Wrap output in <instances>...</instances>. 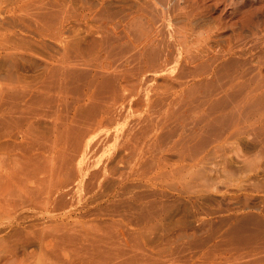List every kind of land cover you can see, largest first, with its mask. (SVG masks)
Here are the masks:
<instances>
[{
  "label": "rangeland",
  "instance_id": "374dc122",
  "mask_svg": "<svg viewBox=\"0 0 264 264\" xmlns=\"http://www.w3.org/2000/svg\"><path fill=\"white\" fill-rule=\"evenodd\" d=\"M0 264H264V0H0Z\"/></svg>",
  "mask_w": 264,
  "mask_h": 264
},
{
  "label": "bare ground",
  "instance_id": "6f19581e",
  "mask_svg": "<svg viewBox=\"0 0 264 264\" xmlns=\"http://www.w3.org/2000/svg\"><path fill=\"white\" fill-rule=\"evenodd\" d=\"M165 1H166V0H165ZM167 1H168V0H167ZM261 1H262V0H261ZM243 2H244V1H243ZM174 4H175V3H174ZM177 4H179V3H177ZM183 4H184V2H183ZM187 5H188V4H187ZM92 6H93V5H92ZM167 6H168V5H167ZM167 6H166V7H167ZM170 6H171V5H170ZM170 6H169V7H170ZM184 6H185V5H184ZM93 7H94V6H93ZM179 7H181V6H179ZM174 8H176V7H174ZM174 8L171 7L170 10H172V9L175 10ZM134 9H135V8H134ZM166 9H167V8H166ZM185 9H186V8H185ZM164 10H165V7H164ZM164 10H163V12H166V11H164ZM179 10H180V9H179ZM179 10H178V12H179ZM91 11L94 12L95 10H91ZM91 11L89 10V13H90ZM96 11H97V10H96ZM142 11H143V10L141 9V7H138V8H137V10L135 11V12H136V15H135L136 18H137L138 16H140V15L143 13ZM188 11H189V10H188ZM84 12H85V11H84ZM168 12H169V11H168ZM171 12H172V11H171ZM178 12H177V13H178ZM181 12H182L183 14H185V13H184L185 11H184V12L181 11ZM190 12H191V11L187 12V15H188V13H190ZM81 13H82V12H81ZM89 13H88V14H89ZM94 13H95V12H94ZM94 13H93V14H94ZM96 13H97V12H96ZM91 14H92V12H91ZM93 14H92V17H93ZM152 14H153V13H152ZM169 14H170V13H169ZM175 14H176V13H175ZM175 14H174V16H175ZM179 14H180V13H179ZM97 15H98V14H97ZM153 15H154V14H153ZM153 15H152V16H153ZM163 15H164V14H163ZM177 15H178V14H177ZM187 15L185 16L186 19H187V24H186L185 20H184V24H183V25H186L187 27H186V26H183V25L179 26L180 24L178 25L179 28H178V27H177V28L175 27L176 29H178V30H177L178 35L174 37V38H175L174 40H175L176 44L179 45V48H181L182 50L185 49V48H186L187 50H188V49H189V50L191 49V48L189 47V46H190L189 43H190L191 41L189 42V39H188V38H190V35H192V34L194 35V34H197V33H198L199 36H200V34L202 35V33H204V31H202L203 29H202V30H198L197 28H195V26L193 27L190 23H188L189 20H188V18H187V17H188ZM82 16H84V18H85V17H86V14H85V15L82 14ZM82 16H81V17H82ZM87 16H89V15H87ZM90 16H91V15H90ZM94 16H96V15H94ZM166 16H167V15H166ZM166 16H165V17H166ZM170 16H171V15H170ZM179 16H180V15H179ZM179 16H178V17H179ZM183 17H184V16H183ZM183 17H181V18H183ZM190 17H191V16H190ZM190 17H189V18H190ZM196 17H197V16H196ZM90 18H91V17H89L88 19H90ZM95 18H96V17H95ZM136 18H135V17H132V19L129 20V21H130V24H131V22H133L132 24L135 23V24L138 25V26H136V25H135V26H136V27H139V28H136V27L134 26L135 28L133 29V31H134L135 29H137L136 31H142V29H141L142 27L140 26V23H141V22L138 23ZM176 18H177V17H176ZM181 18H180V19H181ZM194 18H195V16H194ZM194 18H193V19H194ZM107 19H108V17H107ZM139 19H140V18H139ZM151 19H153V17H152ZM154 19H155V18H154ZM154 19H153V21H156V20H154ZM168 19H169V18H168ZM177 19H178V18H177ZM184 19H185V18H184ZM218 19H219V18H218ZM94 20H95V19H94ZM147 20H148V24H150L151 22L149 21V18H148ZM171 20H172V19H171ZM181 20H182V19H181ZM90 21H91V19H90ZM90 21L88 20V22H90ZM161 21H162V20H161ZM168 21H169V20H168ZM174 21H175V20H174ZM176 21H177V20H176ZM79 22H80V21H79ZM115 22H116V21H115ZM179 22H180V21H179ZM181 22H182V21H181ZM190 22H191V21H190ZM192 22H193V21H192ZM196 22H197V21H196ZM59 23H60V21H59ZM90 23H91V22H90ZM92 23H93V21H92ZM92 23H91V24H92ZM100 23H101V22H100ZM105 23H106V22H105ZM105 23H104V24H105ZM117 23H118V21H117ZM117 23H116V24H117ZM127 23H129V22L127 21L125 24H127ZM146 23H147V22H146ZM171 23H172V21H171ZM173 23H174V22H173ZM69 24H70V23H69ZM113 24H114V23H113ZM116 24H115V26H116ZM132 24H131V25H132ZM148 24H147V25H148ZM156 24H157V23H156ZM156 24H155V25H156ZM181 24H182V23H181ZM192 24H193V23H192ZM195 24H196V23H195ZM202 24H203V23H202ZM209 24H210V23H209ZM212 24H213V23H212ZM95 25H96V24H95ZM102 25H103V23H102ZM102 25H100L101 27H100L99 25H97V26H99L100 29H101V28L103 27ZM127 25H128V24H127ZM151 25H152V26H151ZM151 25H150L149 27L153 28V25H154L153 22H152ZM170 25H171V24H170ZM175 25H176V24H175ZM129 26H130V25H129ZM156 26H157V25H156ZM171 26H172V25H171ZM176 26H177V25H176ZM199 26H200V25H199ZM201 26H202V25H201ZM217 26H218V25H217ZM68 27H69V26H68ZM99 27H98V28H99ZM124 27H126V26L124 25ZM132 27H133V25L131 26V28H129L130 31H129V29L126 30V32H127V33L125 32V34H127L126 36H130L129 34H130L131 31H132V30H131ZM154 27H155V26H154ZM213 27H214V26H213ZM56 28H57V27H56ZM58 28H59V27H58ZM77 28H78V27H76V29H77ZM79 28H80V27H79ZM94 28H95V27H94ZM103 28H104V27H103ZM116 28H117V27H116ZM126 28H128V27H126ZM193 28H195L196 30H194ZM199 28H200V27H199ZM202 28H203V27H202ZM214 28H215V27H214ZM59 29H60V28H59ZM92 29H93V28H92ZM140 29H141V30H140ZM200 29H201V28H200ZM204 29H205V28H204ZM107 30H108V29H107ZM111 30H112V29H111ZM111 30H110V31H111ZM116 30H117V29H116ZM153 30L155 31L156 29L153 28L152 31H153ZM211 30H212V29H211ZM211 30H210V31H211ZM56 31H57V30H56ZM58 31H59V30H58ZM79 31H80V30H79ZM108 31H109V30H108ZM113 31H114V30H113ZM128 31H129V34H128ZM133 31H132V32H133ZM154 31H153V32H154ZM210 31H209V32H210ZM212 31H214V30H212ZM212 31H211V32H212ZM92 32H93V31H92ZM116 32H117V31H116ZM134 32H135V31H134ZM159 32H160V30H159ZM175 32H176V31H175ZM200 32H201V33H200ZM209 32L207 31V32H205V33L208 34ZM76 33H77V32H76ZM136 33H139V32H135V34H136ZM168 33H169V32H168ZM205 33H204V35H205ZM58 34H59V32H58ZM58 34H57V35H58ZM60 34H61V31H60ZM60 34H59L58 36H61ZM100 34L102 35V33H100ZM141 34L143 35V33H141ZM153 34H155V33H152V32H151V29H150V33H146V34H145V36H146V35L148 36V37H145L147 42L141 40V42H139V43H140L141 45H143V46H140V45H138V46H139L140 48H141V47L144 48V46L147 45L146 43L149 44L150 41H151V44H153V41L155 40L154 37L157 36V35L155 34V36L152 37ZM169 34H170V33H169ZM176 34H177V33H175V35H176ZM209 34H210V33H209ZM212 34H213V33H212ZM72 35H73V34H72ZM68 36H69V35H68ZM109 36H110V35H109ZM120 36H121V35H120ZM133 36H134V35H133ZM136 36H138V34H136ZM139 36H140V33H139ZM139 36H138V37H139ZM162 36H163V35H162ZM172 36H173V35H172ZM194 36L196 37V35H194ZM208 36H209V35H206V37H208ZM217 36H218V35H217ZM200 37H201V36H200ZM203 37H204V36H203ZM203 37H202V38H203ZM209 37H210V36H209ZM218 37H219V36H218ZM56 38H58V37H56ZM59 38H60V37H59ZM62 38H63V37H62ZM93 38H94V36H93ZM139 38H144V36H143V37L140 36ZM145 38H144V40H145ZM162 38H163V37H162ZM191 38H192V37H191ZM196 38H197V37H196ZM60 39H61V38H60ZM72 39H73V38H72ZM95 39H96V38H95ZM105 39H106V38H105ZM110 39H112V38H110ZM110 39H109V40H110ZM136 39H137V38H136ZM169 39H170V38H169ZM56 40H57V39H56ZM69 40H70V39H69ZM96 40H97V39H96ZM100 40H101V39H100ZM122 40H123V39H122ZM125 40H126V39H125ZM137 40H138V39H137ZM139 40H140V39H139ZM172 40H173V39H172ZM172 40H171V41H172ZM191 40L193 41V39H191ZM196 40H197V39H196ZM204 40H205V38H204ZM135 41H136V40H135ZM200 41H201V40H200ZM208 41H209V40H208ZM60 42H61V41H60ZM74 42H75V41H74ZM156 42H158V41H156ZM194 42H195V41H194ZM210 42H211V40H210ZM134 43H135V42H134ZM136 43L139 44L137 41H136ZM166 43H167V42H166ZM195 43H197V42H195ZM205 43H206V42H205ZM86 44H87V43H86ZM116 44H117V43H116ZM172 44H173V46L176 45L174 42H173ZM172 44H171V45H172ZM198 44H199V43H198ZM200 44H201V43H200ZM210 44H211V43H210ZM221 44H222V43H221ZM96 45H97V44H96ZM120 45H121V43H120ZM122 45H123V44H122ZM168 45H169V44H168ZM207 45H208V44H207ZM89 46H90V45H89ZM114 46H115V45H114ZM138 46H136V47H138ZM198 46H199V45H198ZM209 46H210V45H209ZM131 47H132V46H131ZM146 47H147V46H146ZM150 47H151V46H150ZM166 47H167V46H166ZM174 47H176V46H174ZM194 47H195V46H194ZM93 48H94V47H93ZM96 48H97V47H96ZM103 48H104V47H103ZM107 48H108V47H107ZM115 48H116V47H115ZM167 48H168V47H167ZM78 49H79V48H78ZM104 49L106 50V48H104ZM137 49H138V48H137ZM157 49H158V48H157ZM163 49H164V48H163ZM163 49H162V50H163ZM171 49H172V48H171ZM186 49H185V50H186ZM196 49H197V48H196ZM202 49H203V48H202ZM65 50H66V49H65ZM88 50H89V49H88ZM132 50H133V49H132ZM132 50H130V51H132ZM139 50H142V49H139ZM177 50H178V48H177ZM197 50H198V49H197ZM204 50H206V49H204ZM204 50H203V51H204ZM103 51H104V50H103ZM106 51H107V50H106ZM112 51H113V50H112ZM115 51H116V50H115ZM128 51H129V50H128ZM137 51H138V50H137ZM158 51H159V50H158ZM160 51H161V50H160ZM170 51H171V50H170ZM179 51H180V50H179ZM63 52H64V51H63ZM83 52H84V51H83ZM110 52H111V50H110ZM110 52H109V53H110ZM145 52H146V51H145ZM148 52H149V51H148ZM155 52H156V51H155ZM162 52H163V51H162ZM190 52H191V51H190ZM196 52H197V51H196ZM102 53H103V52H102ZM102 53L100 52L99 55H98L97 57L95 56L96 58L94 57V58H95V61L97 62V65H100L101 67H103V66L106 67V66H107V68L104 67L105 69L112 68V67H110V66L112 65V62H111L112 59L109 60L110 57H108V51H107L106 54H104V53L102 54ZM133 53H134V52H133ZM164 53H165V52H164ZM185 53H186V52H185ZM111 54H113V53H111ZM121 54H122V53H121ZM140 54H141V53H140ZM146 54H147V53H146ZM166 54H167V53H166ZM172 54H173V53H172ZM196 54H197V53H196ZM61 55H63V54H61ZM66 55H67V54H66ZM95 55H96V54H95ZM123 55H124V54H123ZM142 55H143V54H142ZM161 55H162V54H161ZM64 56H65V55H64ZM109 56H110V55H109ZM111 56H112V55H111ZM114 56H115V55H114ZM121 56H122V55H121ZM159 56H160V55H159ZM169 56H170V55H169ZM149 57H150V56H149ZM167 57H168V56H167ZM188 57H189V56H188ZM59 58H60V57H59ZM65 58H67V57H64V59H63V57H61L60 60H58V59H57V60H58V61H61V60H64V61H65ZM81 58H82V57H81ZM164 58H165V56H164ZM168 58H169V57H168ZM127 59H128V58H127ZM165 59H166V58H165ZM165 59H164V60H165ZM170 59H171V58H170ZM174 59H175V57H174ZM176 59H177V58H176ZM125 60H126V59H125ZM167 60H168V59H167ZM178 60H179V59H178ZM183 60H184V59H183ZM87 61H88V60H87ZM126 61H127V60H126ZM144 61H146V60H144ZM162 61H163V60H162ZM176 61H177V60H176ZM190 61H191V60H190ZM66 62H67V61H66ZM57 63H58V62H57ZM59 63L61 64V62H59ZM88 63H90V62H88ZM118 63H119V62H118ZM60 64H59V65H60ZM127 64H128V63H127ZM95 65H96V63H95ZM123 65H124V64H123ZM148 65H149V64H148ZM63 66H64V65H63ZM66 66H67V65H66ZM66 66H65V67H66ZM100 66H99V67H100ZM112 66H113V65H112ZM91 67H92V66H91ZM97 67H98V66H97ZM146 67H147V66H146ZM115 68H116V67H115ZM109 70H110V69H109ZM121 70H122V69H121ZM146 70H147V69H146ZM111 71H112V70H111ZM111 71H110V72H111ZM119 71H120V70H119ZM112 72H113V71H112ZM56 73H57V72H56ZM95 73H96V72H95ZM108 74H109V73H108ZM59 76H60V75H59ZM95 76H96V75H95ZM114 76H115V75H114ZM115 77H116V76H115ZM104 78H105V77H104ZM99 87H100V86H99ZM58 89H59V87H58ZM58 92H59V91H58ZM97 92H98V91H97ZM92 94H93V93H92ZM114 112H115V111H114ZM103 113H104V112H103ZM111 114H112V113H111ZM114 120H115V119H114ZM97 125H98V124H97ZM107 125H108V124H107ZM100 126H101V125H100ZM100 128H101V127H100ZM101 132H102V131H101ZM103 133H104V132H103ZM99 141H100V140H99ZM120 141H121V139H120ZM123 141H124V140H123ZM127 141H128V140H127ZM105 142H106V141H105ZM93 144H94V143H93ZM123 144H124V143H123Z\"/></svg>",
  "mask_w": 264,
  "mask_h": 264
}]
</instances>
